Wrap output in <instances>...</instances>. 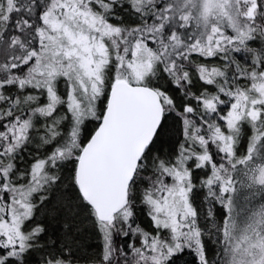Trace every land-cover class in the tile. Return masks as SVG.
<instances>
[{
	"label": "snow or ice",
	"instance_id": "obj_1",
	"mask_svg": "<svg viewBox=\"0 0 264 264\" xmlns=\"http://www.w3.org/2000/svg\"><path fill=\"white\" fill-rule=\"evenodd\" d=\"M65 170L90 264H264V0H0V264H79L35 219Z\"/></svg>",
	"mask_w": 264,
	"mask_h": 264
},
{
	"label": "trees",
	"instance_id": "obj_2",
	"mask_svg": "<svg viewBox=\"0 0 264 264\" xmlns=\"http://www.w3.org/2000/svg\"><path fill=\"white\" fill-rule=\"evenodd\" d=\"M123 19L126 24L133 22V18L128 15H123ZM240 62L243 64L244 60L241 59ZM215 63L219 62L215 61ZM160 83L164 84L165 82L160 81ZM91 128L92 125H89V130ZM171 128L170 135L166 136L163 142L157 144V150L170 152L175 147L177 124L172 123ZM245 143L246 141L242 139L241 152L244 151ZM30 161L31 156H26L25 163ZM68 175L69 173L65 170L64 179L50 191L47 202L38 210L40 217L37 222L46 228V232L41 236V243L48 244L54 241L57 247L68 244L79 258V264H90L100 251V235L95 222L81 205L75 189L68 180ZM64 185L66 187L62 188ZM57 194L59 195L57 196ZM57 198L61 200L58 201ZM196 198L200 199L199 194H196ZM137 223L148 231L153 230L152 222L146 215V209L140 208L139 205ZM120 242L121 240L118 239L117 243ZM209 254L212 255L211 252ZM41 255L40 252L33 253L29 257V264H39ZM172 264H195V257L190 251L185 250L172 258Z\"/></svg>",
	"mask_w": 264,
	"mask_h": 264
},
{
	"label": "rangeland",
	"instance_id": "obj_3",
	"mask_svg": "<svg viewBox=\"0 0 264 264\" xmlns=\"http://www.w3.org/2000/svg\"><path fill=\"white\" fill-rule=\"evenodd\" d=\"M65 187H66V186L64 185L62 188H65ZM59 194H60V193H59ZM59 194H57V196H58ZM57 200L60 201L61 199H60V198H57ZM40 208H41V207H40ZM40 208H39L38 210H40ZM39 217H40V215H39V213L37 212L36 217H35L36 221L39 220ZM93 222H94V221H93Z\"/></svg>",
	"mask_w": 264,
	"mask_h": 264
}]
</instances>
